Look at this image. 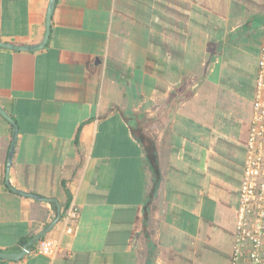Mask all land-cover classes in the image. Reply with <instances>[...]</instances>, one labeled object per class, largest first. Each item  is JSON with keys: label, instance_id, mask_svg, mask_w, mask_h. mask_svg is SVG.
I'll use <instances>...</instances> for the list:
<instances>
[{"label": "crops", "instance_id": "obj_1", "mask_svg": "<svg viewBox=\"0 0 264 264\" xmlns=\"http://www.w3.org/2000/svg\"><path fill=\"white\" fill-rule=\"evenodd\" d=\"M49 0H0L40 42ZM264 0H57L46 46L0 47V264H230ZM70 205V204H69ZM55 237L56 255L34 249Z\"/></svg>", "mask_w": 264, "mask_h": 264}, {"label": "built area", "instance_id": "obj_2", "mask_svg": "<svg viewBox=\"0 0 264 264\" xmlns=\"http://www.w3.org/2000/svg\"><path fill=\"white\" fill-rule=\"evenodd\" d=\"M78 214L71 202L59 219L64 232H73ZM60 249L58 238L45 237L34 250L56 255ZM230 264H264V27Z\"/></svg>", "mask_w": 264, "mask_h": 264}, {"label": "water", "instance_id": "obj_3", "mask_svg": "<svg viewBox=\"0 0 264 264\" xmlns=\"http://www.w3.org/2000/svg\"><path fill=\"white\" fill-rule=\"evenodd\" d=\"M57 0H49V4H48V8H47V14H46V29H45V33H44V37L43 39L36 43V44H17V43H13V42H5V41H1L0 40V47L3 48H9V49H16V50H37V49H41L43 47L46 46V43L50 37V33H51V21H52V17H53V11L55 8ZM0 113L7 118L14 126V132H13V139H12V143L10 146V150H9V156H8V160H7V179H6V183L7 185L15 192H18L20 194L26 195V196H30L39 200H44V201H56L55 198L52 197H48V196H43L40 194H36L21 188H17L15 186H13L12 184H10L9 182V171L12 165V160H13V154H14V150H15V143H16V139H17V135H18V131H19V127L17 126V123L15 121V119L0 105ZM58 214L57 216L52 220V222L46 227L44 228L41 232H39L36 236H34L31 240H29L21 250L19 251H5V250H0V258L3 259H8V260H16V259H20L23 256H25L26 254H28L30 252V246L37 241L39 238H41L44 234H46L50 228L56 224L60 217H61V208L60 205L58 204Z\"/></svg>", "mask_w": 264, "mask_h": 264}, {"label": "trees", "instance_id": "obj_4", "mask_svg": "<svg viewBox=\"0 0 264 264\" xmlns=\"http://www.w3.org/2000/svg\"><path fill=\"white\" fill-rule=\"evenodd\" d=\"M70 200H71V196H68V200H67V203H66V208L69 206V204H70ZM32 239V238H31ZM29 240H26V241H24V244H26L27 242H28ZM31 247H33V245H31Z\"/></svg>", "mask_w": 264, "mask_h": 264}]
</instances>
